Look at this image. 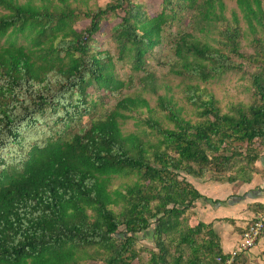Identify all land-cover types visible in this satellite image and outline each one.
<instances>
[{
	"label": "trees",
	"instance_id": "16d2710c",
	"mask_svg": "<svg viewBox=\"0 0 264 264\" xmlns=\"http://www.w3.org/2000/svg\"><path fill=\"white\" fill-rule=\"evenodd\" d=\"M89 1L0 0V264H223L229 251L223 252L218 234L199 219L192 225L188 211L206 200L194 182L207 171L218 181L229 173L224 181L230 182H248L257 171L255 140L264 141L263 1L236 0L230 21L223 0H162L151 15L135 0L95 8ZM184 9L197 11L198 31L219 37L202 40L180 31L169 72L205 82L252 65L251 100L223 112L198 81L188 83L184 98L197 120L186 119L172 97L157 94L141 76L172 127L148 115L141 121L148 130L123 131L130 113L154 111L138 92L81 124L96 104L88 88L120 93L127 81L118 78L116 60L143 70L164 27ZM117 11L111 54L93 35ZM82 17L89 25L77 31ZM246 36L249 53L241 51ZM114 177L131 182L112 188ZM263 207L257 204L254 213ZM143 239L154 249L137 248Z\"/></svg>",
	"mask_w": 264,
	"mask_h": 264
},
{
	"label": "rangeland",
	"instance_id": "374dc122",
	"mask_svg": "<svg viewBox=\"0 0 264 264\" xmlns=\"http://www.w3.org/2000/svg\"><path fill=\"white\" fill-rule=\"evenodd\" d=\"M26 0H18V2L23 3ZM139 3H143L146 9V12L151 15L160 10V4L162 0H135ZM225 4L224 14L225 17L230 21L232 20V9L236 8V0H223ZM263 4H264V0ZM107 0H90L88 6L95 8V6H104ZM73 5H76L74 3ZM79 9L85 10L86 7L79 5ZM0 12H3L0 9ZM237 15L240 18V13L238 11ZM197 13L195 10H182L179 11L178 19H176L173 24L167 25L163 30V40L162 42L150 53L146 55V61L144 64V69L138 72H133L130 69V64L128 61H119L115 62L116 74L119 79H124L127 81V86L120 93L111 96L108 93L105 94L103 91L93 92L92 88H88L89 93H92L96 104L92 107L90 114L83 116L80 120V123L83 125L89 124L92 118H97L103 115L107 110L113 107L118 98L123 95L137 93L139 96L144 97L148 100L150 107L154 108V111L148 112L144 107L138 108V111L132 112L129 115H132L130 118L122 124V129L124 132H139L143 133L142 130H146L147 127L142 124L143 118H146L148 115H152L157 120L161 121L164 125L172 127V123L168 122L164 117V111L160 110L157 106V94H166L168 97H172L175 105L182 108V115L188 119L197 120L196 116L193 114V107L186 102L184 98L183 89L188 83H197L198 80L189 79L187 77L178 76L169 72V67L174 61V43L178 37L180 31L191 33L192 36L210 40L211 37H219L216 31H211L205 36V33L198 31V26L194 24V15ZM121 15L120 11H117L115 15H109L107 20L101 22L100 29L93 35L97 40L98 47L101 50H108L111 54L115 53V46L109 37V29L118 23L119 17ZM88 18H80L74 23V28L77 31L84 30L89 25ZM240 25L245 28L243 21H240ZM249 36H246L240 39L241 42V51L249 53L252 51V46L249 45ZM245 72H232L228 71L222 74L219 77L211 79L209 81H198V84L205 89L206 92L211 93L214 98L218 101V106L223 112L228 110V108L239 102H249L251 100L252 88L250 85V76L248 71H253L254 66L244 65ZM146 77L157 90V94H154L150 90V85H146L140 81V77ZM200 87V88H201ZM51 126V125H50ZM57 126H52V129H55ZM74 127L71 129L73 130ZM63 134L64 138L70 136V131ZM148 130V129H147ZM69 133V134H68ZM148 137L152 140L155 138L148 134ZM255 145L259 151L260 158L254 163L255 165L264 164V141L260 143V140H255ZM257 170V168H256ZM207 171L203 176L204 181H218L212 177L215 173ZM234 171V170H233ZM229 173H224L220 178L221 181H224ZM253 174V173H251ZM129 178L127 177H114L112 179L111 187H123L126 183H129ZM241 182V181H239ZM194 223V222H193ZM123 227L121 226L120 229ZM137 248L141 249L142 247H147L154 249V245L151 240L143 239L139 240L136 245ZM141 259L146 260L149 256L148 251L143 250L140 252ZM241 259L237 261V264H264V247L260 250H256L253 253H245L241 255ZM81 264H103L101 261H87V263ZM131 264H139L137 260H133Z\"/></svg>",
	"mask_w": 264,
	"mask_h": 264
},
{
	"label": "crops",
	"instance_id": "0c3cea01",
	"mask_svg": "<svg viewBox=\"0 0 264 264\" xmlns=\"http://www.w3.org/2000/svg\"><path fill=\"white\" fill-rule=\"evenodd\" d=\"M250 180L244 181H204L201 178L194 185L205 199H198L188 211L190 223L195 219L210 223L219 236L223 252L230 251L238 242L240 234L253 218L257 204L264 205V164L255 165ZM194 222V223H193ZM264 247V237L260 238L250 253Z\"/></svg>",
	"mask_w": 264,
	"mask_h": 264
},
{
	"label": "built area",
	"instance_id": "2783aa9c",
	"mask_svg": "<svg viewBox=\"0 0 264 264\" xmlns=\"http://www.w3.org/2000/svg\"><path fill=\"white\" fill-rule=\"evenodd\" d=\"M252 222L247 223L240 234L238 243L228 252V258L223 264H231L233 258L251 249L264 233V207L254 213ZM220 261V258H217Z\"/></svg>",
	"mask_w": 264,
	"mask_h": 264
}]
</instances>
